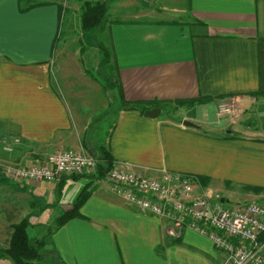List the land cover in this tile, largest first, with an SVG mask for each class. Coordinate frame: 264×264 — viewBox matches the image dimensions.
<instances>
[{
    "label": "crops",
    "instance_id": "1",
    "mask_svg": "<svg viewBox=\"0 0 264 264\" xmlns=\"http://www.w3.org/2000/svg\"><path fill=\"white\" fill-rule=\"evenodd\" d=\"M110 2L105 26L88 36L78 1L0 0V142L10 147L0 149V162L29 164L67 149L96 157L106 151L140 174H191L194 194L221 204L230 197L264 204V0ZM95 41L112 51L124 100L158 107L156 117L123 109L115 88L102 89ZM223 96H236L242 106L234 121L215 113ZM83 187L78 216L55 228ZM24 218L26 234L33 228L28 238L49 231L45 264L221 259L192 230L168 234L166 220L138 210L97 172L54 184L17 183L0 173V264H14L3 251L10 226Z\"/></svg>",
    "mask_w": 264,
    "mask_h": 264
},
{
    "label": "built area",
    "instance_id": "2",
    "mask_svg": "<svg viewBox=\"0 0 264 264\" xmlns=\"http://www.w3.org/2000/svg\"><path fill=\"white\" fill-rule=\"evenodd\" d=\"M242 111L236 96L215 101L217 116L234 121ZM99 161L85 151L67 149L50 152L29 164L4 165L1 170L14 182L54 184L64 176L96 172ZM103 173L114 193L138 210L166 220L168 234L189 229L208 239L221 253L218 264H264V240H260L263 203L223 206L218 198L213 201L207 195L194 194L196 177L178 171L145 175L112 159Z\"/></svg>",
    "mask_w": 264,
    "mask_h": 264
},
{
    "label": "trees",
    "instance_id": "3",
    "mask_svg": "<svg viewBox=\"0 0 264 264\" xmlns=\"http://www.w3.org/2000/svg\"><path fill=\"white\" fill-rule=\"evenodd\" d=\"M81 2L80 4V12H79V20H80V27L81 30L89 31V30H101L106 22L107 19V6L110 0H96V1H88V0H77ZM61 7L58 8V10ZM95 46L98 48L100 53V63L97 68V75L102 77L104 85L102 89L108 88H115L119 95L121 101V107L123 109H135L139 112L144 111V103L140 102H129L124 100L121 86L119 84V80L116 75H106L103 73L106 68L108 67V63L110 59H112V51L110 47L103 45L101 42L95 41ZM83 51V48H80V52ZM113 66V63H112ZM193 99H181L177 102L179 103H187L190 104ZM158 104V102H155ZM100 161L97 164V176L103 177V172L106 166L111 163V158L106 151H102L98 156ZM78 175H71V176H79ZM254 191H258L257 187H248ZM87 195V191L85 187H83L77 194L75 200L71 203V207L69 210L63 212L61 215L56 217L55 219V228L66 222L68 219L78 216V208L82 204L84 198ZM27 226L26 219H21L16 224H12L10 226L11 232L8 241V247L3 251L13 262L14 264H36L38 261L42 260V255H45L44 252H41L43 246L46 242V236L49 234L47 230L45 236L40 238H28L25 228ZM260 240H264V232L262 233Z\"/></svg>",
    "mask_w": 264,
    "mask_h": 264
},
{
    "label": "rangeland",
    "instance_id": "4",
    "mask_svg": "<svg viewBox=\"0 0 264 264\" xmlns=\"http://www.w3.org/2000/svg\"><path fill=\"white\" fill-rule=\"evenodd\" d=\"M61 1V0H60ZM75 1H77V0H75ZM114 1V0H113ZM171 1H176V3H174V4H177V3H179L178 1L179 0H171ZM79 2V1H78ZM62 3H64L63 5H62ZM62 3H60V5H61V7H62V9L64 10H66V6L68 7V3H65L64 1L62 2ZM110 3H112V2H108V6H107V17H108V7H109V5H110ZM81 4V2H79V5ZM68 10V9H67ZM63 12V11H62ZM124 12V10H122V13ZM181 20V19H180ZM87 32H89V34H88V36L90 35V33L92 32H90V30L89 31H87ZM86 32V33H87ZM87 36V37H88ZM87 37L85 36V39H87ZM103 73H105L106 75H112L113 76V66H112V62L111 61H109V63H108V67L106 68V70L103 72ZM99 77H101L100 75H98ZM102 78V77H101ZM242 107V106H241ZM239 116V115H238ZM0 149L3 151H9L10 150V147L9 146H3L2 145V143L0 142ZM7 147V148H6ZM94 157H96V156H94ZM96 158H98V157H96ZM99 159V158H98ZM14 164H20V165H22L23 163H20V162H16V161H13V162H0V173H2L3 174V171L1 170V167L2 166H4V165H14ZM4 175V174H3ZM5 176V175H4ZM7 177V176H6ZM10 179V178H9ZM11 180V179H10ZM12 181V180H11ZM5 182H7V181H5ZM18 183V182H17ZM253 191V190H252ZM216 197V196H215ZM236 198H233V197H230V201L228 202V205L229 206H234V204L235 205H239V204H236V202L234 201ZM240 200H242V199H240ZM254 201H257L258 202V200H254ZM247 202V201H246ZM245 202V203H246ZM240 204H242V203H240ZM223 206L224 205H227V204H222ZM26 221H27V219H26ZM45 229V228H44ZM32 230H33V228H30V229H28V236H31L32 235ZM45 233V232H44ZM43 233V234H44ZM40 237H42V236H39V237H36V238H40ZM41 252H44V246H43V248H42V250H41ZM46 252V251H45ZM43 257H42V260H40V261H38L36 264H45V262L46 261H48V258L45 256V255H42ZM44 258V259H43Z\"/></svg>",
    "mask_w": 264,
    "mask_h": 264
},
{
    "label": "water",
    "instance_id": "5",
    "mask_svg": "<svg viewBox=\"0 0 264 264\" xmlns=\"http://www.w3.org/2000/svg\"><path fill=\"white\" fill-rule=\"evenodd\" d=\"M158 113H159L158 107H153V108L146 109L143 111V115L146 117H150V118L156 117L158 115ZM182 124L186 125V126H193V124L187 120H183Z\"/></svg>",
    "mask_w": 264,
    "mask_h": 264
}]
</instances>
